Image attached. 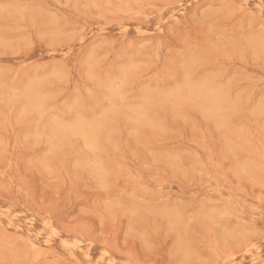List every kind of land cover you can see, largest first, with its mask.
Returning a JSON list of instances; mask_svg holds the SVG:
<instances>
[{"label":"rangeland","instance_id":"1","mask_svg":"<svg viewBox=\"0 0 264 264\" xmlns=\"http://www.w3.org/2000/svg\"><path fill=\"white\" fill-rule=\"evenodd\" d=\"M0 264H264V0H0Z\"/></svg>","mask_w":264,"mask_h":264}]
</instances>
